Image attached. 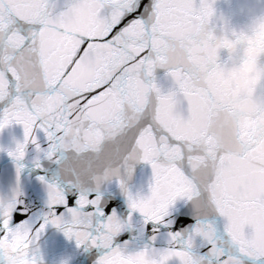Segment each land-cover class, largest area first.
Here are the masks:
<instances>
[{
	"label": "snow or ice",
	"instance_id": "6c2138e0",
	"mask_svg": "<svg viewBox=\"0 0 264 264\" xmlns=\"http://www.w3.org/2000/svg\"><path fill=\"white\" fill-rule=\"evenodd\" d=\"M172 6L0 0V264H264V229L234 222L207 172L191 168L200 153L161 126L151 103L116 136L86 141L109 90L162 76L150 37ZM56 45L63 57L52 60ZM82 67L93 75L76 84ZM180 175L194 192L173 185Z\"/></svg>",
	"mask_w": 264,
	"mask_h": 264
},
{
	"label": "water",
	"instance_id": "95a60500",
	"mask_svg": "<svg viewBox=\"0 0 264 264\" xmlns=\"http://www.w3.org/2000/svg\"><path fill=\"white\" fill-rule=\"evenodd\" d=\"M150 37L152 66L148 73L130 78L121 87L114 86L90 112L91 124L85 138L91 146L104 138L103 129L119 121L123 130L129 120L153 107L161 126L193 151L201 138L214 127L215 114L226 107L233 117L240 142L246 150L212 154L205 162L203 154L190 157L193 171H206L209 191L228 211L234 222L247 221L264 229V206L258 194L264 193V137L251 128H241L255 120L259 109L257 96H264V23L255 22L247 29L213 25L212 16L239 20L243 0H171ZM214 5L209 16L202 4ZM82 23L87 25L86 18ZM112 53L104 54L107 63ZM63 57L56 45L50 59ZM92 73L79 68L74 83L87 82ZM251 87L253 92L247 93ZM231 101L233 103L229 104ZM145 152L153 156L156 146L150 134L142 137ZM209 136L206 143H214ZM171 155V153H170ZM173 185L194 192L192 182L182 175L173 177Z\"/></svg>",
	"mask_w": 264,
	"mask_h": 264
},
{
	"label": "clouds",
	"instance_id": "9594fccd",
	"mask_svg": "<svg viewBox=\"0 0 264 264\" xmlns=\"http://www.w3.org/2000/svg\"><path fill=\"white\" fill-rule=\"evenodd\" d=\"M255 22L264 23V0H243V7L239 12V20L234 24L230 18L212 16L213 25L220 23L221 25L236 27L237 29H247ZM246 91L251 94L253 89L249 87ZM65 95H70V93L66 91ZM228 103L231 104L233 102L229 101ZM255 103L258 106L259 115L255 120L246 122L241 131L243 132L245 128H251L252 131L248 132V135H252L255 132L264 137V96H257ZM121 131L120 123L116 121L113 125L103 129L104 138L108 139L116 136ZM209 136L215 138L214 143H206ZM195 150L203 154L206 163L211 161L213 153L219 154L224 151L241 152L246 150L245 144L240 142V137L236 132L233 117L229 114L226 107H221L217 111L214 127L209 129L207 134L201 138Z\"/></svg>",
	"mask_w": 264,
	"mask_h": 264
}]
</instances>
